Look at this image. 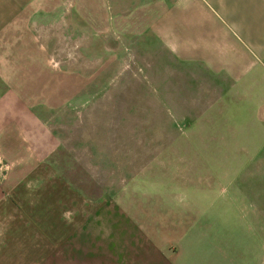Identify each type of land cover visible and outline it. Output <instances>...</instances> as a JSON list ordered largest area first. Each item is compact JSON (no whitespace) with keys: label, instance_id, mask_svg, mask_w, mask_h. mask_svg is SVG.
Segmentation results:
<instances>
[{"label":"crops","instance_id":"obj_1","mask_svg":"<svg viewBox=\"0 0 264 264\" xmlns=\"http://www.w3.org/2000/svg\"><path fill=\"white\" fill-rule=\"evenodd\" d=\"M98 26L104 42L115 29H143L150 51H164L163 61L150 55L164 74H181V86H212L214 124L229 123L236 140L248 132L230 155H243L252 172L242 177L234 158L224 163L213 146L197 148L192 169H175L172 157L102 158L95 165L110 169L96 193L64 175L44 113L89 83L72 43H92ZM260 140L264 0H0V264H264ZM112 150L96 147L89 164Z\"/></svg>","mask_w":264,"mask_h":264},{"label":"rangeland","instance_id":"obj_2","mask_svg":"<svg viewBox=\"0 0 264 264\" xmlns=\"http://www.w3.org/2000/svg\"><path fill=\"white\" fill-rule=\"evenodd\" d=\"M92 32V43L81 48L79 39L78 45L72 43L78 72L87 74L84 78L89 83L80 87L66 106L54 112L45 109L44 113L47 125L60 141L52 160L73 183L86 192L100 191L102 179L107 180L110 169L106 165L102 172L95 165L102 158L105 163L116 158L124 163L132 159L133 163L146 164L172 157L175 169L182 168L181 162L192 169L198 164L197 148H210L211 152L213 146H221L224 163L234 158L236 166L243 168L242 177L252 172L250 164L241 165L239 158L243 155H230V148L236 147L241 139L246 141L240 137L248 132L237 131L236 140L231 137L229 123L217 117L214 124L212 86H181V74H164L163 66L156 65L150 56L163 61L164 51L160 48L150 51L149 37L143 29L139 32L132 27L119 32L115 29L108 42L102 40L99 26L93 27ZM169 63L173 70L180 68L172 57ZM190 78L189 82H194ZM64 95L62 92V99ZM198 118L203 121L197 122ZM231 130L234 136V128ZM251 141L254 140L249 138L250 145ZM261 142L264 148V140ZM102 146L112 148V153L94 156V165H90L91 152ZM165 148H172V156L164 155ZM117 152L122 154L115 155ZM205 156L207 163L209 155ZM208 158L211 161V155ZM210 169L206 164L205 178H211Z\"/></svg>","mask_w":264,"mask_h":264}]
</instances>
